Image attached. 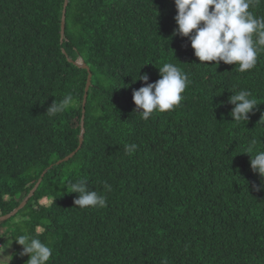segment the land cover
<instances>
[{
  "label": "trees",
  "instance_id": "16d2710c",
  "mask_svg": "<svg viewBox=\"0 0 264 264\" xmlns=\"http://www.w3.org/2000/svg\"><path fill=\"white\" fill-rule=\"evenodd\" d=\"M64 2L0 0V217L44 174L0 222L14 263L28 259L13 239L27 232L53 249L49 264H264V188L245 153L264 150V50L243 73L200 62L172 35L174 0H68L61 43ZM250 11L264 17V0ZM165 62L190 83L178 106L144 120L138 74L155 82ZM240 90L258 105L237 123L227 99ZM81 178L105 206L73 204Z\"/></svg>",
  "mask_w": 264,
  "mask_h": 264
},
{
  "label": "clouds",
  "instance_id": "9594fccd",
  "mask_svg": "<svg viewBox=\"0 0 264 264\" xmlns=\"http://www.w3.org/2000/svg\"><path fill=\"white\" fill-rule=\"evenodd\" d=\"M253 3L254 0H174L176 27L172 35L187 38L194 56L200 62L234 64L239 72H246L256 66L258 53L264 50V17H258L250 11ZM157 69L159 79L149 83L147 74H138V80L144 86L132 91L135 112L144 120L149 119L154 112H166L178 106L184 99L182 93L190 83L188 75L173 63L165 62ZM72 103L73 97L69 93L59 102L52 101L46 112L49 116H55ZM227 103L232 106L229 113L231 120L237 123L248 121L249 114L258 105L247 90L234 92L228 97ZM136 149V144H125L128 155ZM245 153L250 157L251 171L259 176L262 181L260 187L264 188V150L254 155L247 151ZM69 187L68 193L77 194L73 204L79 208L106 205L104 195L89 189L87 178L71 182ZM104 188L111 191V186L106 182ZM54 200L49 203H54ZM43 231V228L39 229V232ZM13 239L21 246L19 255L28 257L25 264H49L53 249L37 235L25 232ZM3 245H0V264H9L12 256L4 254L6 248Z\"/></svg>",
  "mask_w": 264,
  "mask_h": 264
},
{
  "label": "water",
  "instance_id": "95a60500",
  "mask_svg": "<svg viewBox=\"0 0 264 264\" xmlns=\"http://www.w3.org/2000/svg\"><path fill=\"white\" fill-rule=\"evenodd\" d=\"M67 6H68V0H65L64 2V7H63V13H62V20H61V43L64 40V32H65V19H66V10H67ZM65 53V51H63ZM81 63H76V65L81 66L83 68H87L85 65L81 64ZM87 70L89 71V69L87 68ZM91 85V74L88 75L87 77V83H86V87H85V93H84V97H83V116L81 118V136H80V145L78 150L81 148L82 146V140H83V135H84V110H85V104H86V100H87V94H88V90L90 88ZM76 154V152L72 153L69 157L65 158L64 160H68L71 157H73ZM44 174H42L41 178L38 180V182L36 183V185L34 186L33 190L28 194V196L21 202V204L18 206L17 209L13 210L11 213L5 215V216H1L0 217V222H4L7 221L9 219H11L13 216H15L20 210H22L27 202L30 200V198L33 196L34 192L37 190V188L39 187L42 178H43Z\"/></svg>",
  "mask_w": 264,
  "mask_h": 264
},
{
  "label": "rangeland",
  "instance_id": "374dc122",
  "mask_svg": "<svg viewBox=\"0 0 264 264\" xmlns=\"http://www.w3.org/2000/svg\"><path fill=\"white\" fill-rule=\"evenodd\" d=\"M79 63H81L82 64V61L80 60L79 61ZM5 233V229H1L0 230V235H2V234H4ZM5 240L4 239H2V242L0 241V245H3V247L4 248H6L5 249V252H4V254L5 255H11L12 256V253H13V251H14V247H13V242H7L6 241V243L4 242ZM9 246V247H8ZM8 247V248H7ZM0 250H2V249H0ZM17 259V258H16ZM15 261H13V257H12V259H11V261L9 262V264H13ZM23 263H25V262H23ZM14 264H16V263H14Z\"/></svg>",
  "mask_w": 264,
  "mask_h": 264
}]
</instances>
